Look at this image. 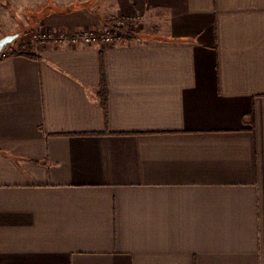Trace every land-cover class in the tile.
Listing matches in <instances>:
<instances>
[{"label": "crops", "instance_id": "crops-1", "mask_svg": "<svg viewBox=\"0 0 264 264\" xmlns=\"http://www.w3.org/2000/svg\"><path fill=\"white\" fill-rule=\"evenodd\" d=\"M17 33L0 264H264V0H0Z\"/></svg>", "mask_w": 264, "mask_h": 264}, {"label": "built area", "instance_id": "built-area-1", "mask_svg": "<svg viewBox=\"0 0 264 264\" xmlns=\"http://www.w3.org/2000/svg\"><path fill=\"white\" fill-rule=\"evenodd\" d=\"M127 27V20L124 18H117L113 21L112 29L104 34H99L95 31L86 30L80 33L66 34L57 30H46L39 28L34 38L39 42H55L65 45H92V44H113L116 39L123 37L125 28ZM13 47L8 46L0 56L6 57L12 54Z\"/></svg>", "mask_w": 264, "mask_h": 264}, {"label": "trees", "instance_id": "trees-1", "mask_svg": "<svg viewBox=\"0 0 264 264\" xmlns=\"http://www.w3.org/2000/svg\"><path fill=\"white\" fill-rule=\"evenodd\" d=\"M126 29V28H125ZM16 42V41H15ZM14 42V43H15ZM13 43V44H14ZM30 47L31 46H28L26 45L25 47H20V48H14L13 51H12V54L10 55H26V56H32L33 55L31 53H29L30 51ZM9 55V56H10ZM8 56L6 57H3V56H0V60L2 59H5L7 58ZM100 96H101V99H102V104H103V107L105 109V112L106 114L108 113L107 111V102H108V91H107V87H106V82L104 80V76L102 75L101 76V89H100Z\"/></svg>", "mask_w": 264, "mask_h": 264}, {"label": "water", "instance_id": "water-1", "mask_svg": "<svg viewBox=\"0 0 264 264\" xmlns=\"http://www.w3.org/2000/svg\"><path fill=\"white\" fill-rule=\"evenodd\" d=\"M20 34H10L2 37L0 39V55L8 47L13 45V43L19 38Z\"/></svg>", "mask_w": 264, "mask_h": 264}]
</instances>
